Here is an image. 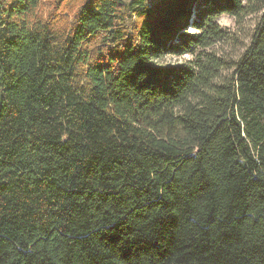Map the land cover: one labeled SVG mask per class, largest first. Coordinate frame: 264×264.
Segmentation results:
<instances>
[{
	"label": "trees",
	"instance_id": "trees-1",
	"mask_svg": "<svg viewBox=\"0 0 264 264\" xmlns=\"http://www.w3.org/2000/svg\"><path fill=\"white\" fill-rule=\"evenodd\" d=\"M0 264H264V0H0Z\"/></svg>",
	"mask_w": 264,
	"mask_h": 264
},
{
	"label": "rangeland",
	"instance_id": "rangeland-1",
	"mask_svg": "<svg viewBox=\"0 0 264 264\" xmlns=\"http://www.w3.org/2000/svg\"><path fill=\"white\" fill-rule=\"evenodd\" d=\"M129 3L131 0H124ZM156 2V0H154ZM258 19L251 18L246 19L242 24L237 25L234 19L227 16H221L217 20L219 27L226 32L228 40L223 42H217L210 48L211 51L215 52L217 57L221 58L226 63L237 60L238 57L242 56L250 45V41L255 32V26ZM188 32H194V29L187 27ZM200 53L199 50H195L194 53H185L181 57L165 56L162 59L161 64L167 67L177 65H188L193 62L195 57ZM227 65V64H226ZM227 70L221 71V78L227 76Z\"/></svg>",
	"mask_w": 264,
	"mask_h": 264
}]
</instances>
